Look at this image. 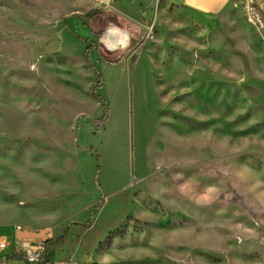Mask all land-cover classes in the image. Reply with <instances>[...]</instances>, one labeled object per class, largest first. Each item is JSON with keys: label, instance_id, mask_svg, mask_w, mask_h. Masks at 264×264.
<instances>
[{"label": "rangeland", "instance_id": "rangeland-1", "mask_svg": "<svg viewBox=\"0 0 264 264\" xmlns=\"http://www.w3.org/2000/svg\"><path fill=\"white\" fill-rule=\"evenodd\" d=\"M44 217L68 264H264V0H0V225Z\"/></svg>", "mask_w": 264, "mask_h": 264}, {"label": "crops", "instance_id": "crops-1", "mask_svg": "<svg viewBox=\"0 0 264 264\" xmlns=\"http://www.w3.org/2000/svg\"><path fill=\"white\" fill-rule=\"evenodd\" d=\"M183 9L193 14L197 21H205L221 14L229 5L231 0H173ZM172 170V169H169ZM174 173L173 171L170 174ZM71 218V217H70ZM54 220L44 218L37 219L36 222L21 225L11 222H3L0 226L4 228L9 247L0 254V264H25L19 256H12L14 251V242L36 244L43 242L58 232V228L64 225V222L56 225Z\"/></svg>", "mask_w": 264, "mask_h": 264}, {"label": "built area", "instance_id": "built-area-1", "mask_svg": "<svg viewBox=\"0 0 264 264\" xmlns=\"http://www.w3.org/2000/svg\"><path fill=\"white\" fill-rule=\"evenodd\" d=\"M7 248L6 238L0 234V254ZM45 242H39L36 244L21 243L19 241L14 242V251L12 256L19 255L25 264H68L64 261H56L46 258Z\"/></svg>", "mask_w": 264, "mask_h": 264}, {"label": "trees", "instance_id": "trees-1", "mask_svg": "<svg viewBox=\"0 0 264 264\" xmlns=\"http://www.w3.org/2000/svg\"><path fill=\"white\" fill-rule=\"evenodd\" d=\"M108 19H109L110 22H113V23L116 24V19H114L112 17H109ZM99 52H100V55H101L102 59L107 61V62L113 63V62H116L118 60V59L112 60L109 57H107L103 52H101V51H99Z\"/></svg>", "mask_w": 264, "mask_h": 264}]
</instances>
